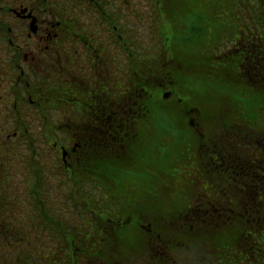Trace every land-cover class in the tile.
I'll list each match as a JSON object with an SVG mask.
<instances>
[{
    "label": "flooded vegetation",
    "instance_id": "1",
    "mask_svg": "<svg viewBox=\"0 0 264 264\" xmlns=\"http://www.w3.org/2000/svg\"><path fill=\"white\" fill-rule=\"evenodd\" d=\"M165 4L0 0V264H37L39 251H50L41 264H54V251L73 248L60 237L76 206L72 188L81 187L84 210L83 187L93 181L85 171L101 168L99 162L110 169L140 147V127L150 128L151 86L137 76L135 60L146 58L150 46L146 40L140 46L129 27L134 20L149 26ZM226 4V45L215 56L236 60L245 82L264 88V0ZM240 125L226 134H242ZM207 151L209 168L223 170L228 185L248 182L242 167L237 174L241 160ZM55 172L58 187H72L64 194L68 210L58 213L48 200Z\"/></svg>",
    "mask_w": 264,
    "mask_h": 264
},
{
    "label": "rangeland",
    "instance_id": "2",
    "mask_svg": "<svg viewBox=\"0 0 264 264\" xmlns=\"http://www.w3.org/2000/svg\"><path fill=\"white\" fill-rule=\"evenodd\" d=\"M165 1V10L161 6L156 10L155 22L142 26L134 20L129 27L140 46L142 40L150 46L146 58L135 60L139 61L135 67L137 76H146L150 86L156 88L151 90L149 103L150 128L144 131L140 127V147L117 160L116 165L107 170V179L100 178L83 187L85 194L99 201L93 209L105 208L106 214L102 216L113 215L115 220L125 219L131 208L139 206L146 208L150 219L164 218L172 209L183 211L197 193L207 192V186L197 179L200 162L195 152H198L199 137L217 138L219 134H226L225 129H238V124H241L242 134H264V101H260L256 86L250 88L258 95V104L253 102L254 96H249L254 92L245 85L240 71L223 62V57L215 56L222 55L226 45L227 0ZM168 8L174 9L169 19L166 17ZM173 26L183 35L187 29L196 27L193 41L184 45L177 42ZM187 59H190L188 63ZM160 76L161 81H157ZM169 90L171 93L166 95ZM183 115L187 117V129L193 134H167L168 121L163 129V120L159 118L167 116L168 120L177 121ZM57 183L55 172L53 197L48 199L55 213L64 206L68 210L70 205L64 194L72 188L68 186L63 190ZM97 183L99 187L94 186ZM74 220L70 213L69 222ZM44 237L46 241L47 235ZM44 254L48 255L42 251L37 256ZM201 256L209 258L211 255L207 249L200 251L198 257Z\"/></svg>",
    "mask_w": 264,
    "mask_h": 264
},
{
    "label": "trees",
    "instance_id": "3",
    "mask_svg": "<svg viewBox=\"0 0 264 264\" xmlns=\"http://www.w3.org/2000/svg\"><path fill=\"white\" fill-rule=\"evenodd\" d=\"M166 14L169 19L174 14V9L168 8ZM173 27L175 40L182 45L191 41L192 36L195 35L196 27L187 29L184 35L181 34L180 29ZM197 28L200 30L199 27ZM189 60H186L187 63ZM232 65L239 70V63L236 60L232 61ZM223 69L225 71V68ZM161 79L162 76L156 78L157 81ZM158 84L161 86L162 82ZM245 85L249 88L254 86L248 82ZM255 86L261 95L260 101H264V88ZM153 89H156L154 85L151 87V90ZM252 91L254 93L249 96H254L253 102L258 104V95L255 96L256 92ZM135 96L137 97V92ZM262 107L264 108V104ZM186 118V115H183L181 120H177L178 122L174 119L169 121L167 116L159 119L163 120V129L164 123L168 121L167 134H193L186 127ZM192 137L196 140L195 135ZM198 141V152L195 154L198 155L200 171L197 179L207 186V192L202 195L197 193L182 209L183 211L177 212L178 209L175 207L176 209L168 211L170 213L164 218L150 219L146 208L139 206L131 208L125 219L118 217L115 220L111 217L113 215L102 216L105 208L101 210V205L99 206L101 211L94 210V205L97 206L99 201L93 200L89 194H85L86 207L80 211L81 187H74L72 202L74 200L76 206L72 208L71 213L75 220L70 223L69 231L60 235L64 241L73 244V248L54 251V260L49 258V262L55 261L54 264L58 261L64 264H264V134H219L217 138L202 136ZM211 148H218L224 159L231 158L234 163L241 160V166H237V174L240 176L242 167L250 175L246 177L248 182L244 184L238 181L236 185H228V176L223 170L216 171L209 168L207 150ZM99 163H103L101 168L85 171L88 182L91 179L95 182L100 178H108L109 169L105 167V162ZM111 165H116V162L111 161ZM212 172L215 176H212ZM98 184L94 186L99 187ZM107 204L106 201L105 206ZM83 217H85V226L80 223ZM83 241L85 245L81 249ZM207 249L212 258L198 257L201 250ZM56 254L62 257L58 258ZM36 260L37 264L43 261L47 263V259L42 256L36 257Z\"/></svg>",
    "mask_w": 264,
    "mask_h": 264
},
{
    "label": "water",
    "instance_id": "4",
    "mask_svg": "<svg viewBox=\"0 0 264 264\" xmlns=\"http://www.w3.org/2000/svg\"><path fill=\"white\" fill-rule=\"evenodd\" d=\"M164 96H166V95H164Z\"/></svg>",
    "mask_w": 264,
    "mask_h": 264
}]
</instances>
